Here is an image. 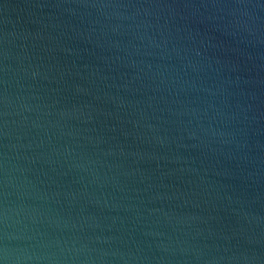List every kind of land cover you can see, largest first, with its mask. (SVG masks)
I'll list each match as a JSON object with an SVG mask.
<instances>
[{
	"label": "water",
	"instance_id": "95a60500",
	"mask_svg": "<svg viewBox=\"0 0 264 264\" xmlns=\"http://www.w3.org/2000/svg\"><path fill=\"white\" fill-rule=\"evenodd\" d=\"M0 264H264V0H0Z\"/></svg>",
	"mask_w": 264,
	"mask_h": 264
}]
</instances>
